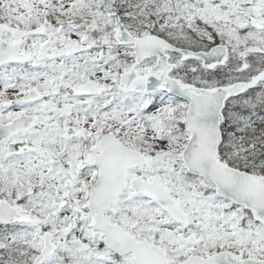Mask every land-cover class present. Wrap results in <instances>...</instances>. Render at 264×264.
<instances>
[{
  "label": "snow or ice",
  "instance_id": "6c2138e0",
  "mask_svg": "<svg viewBox=\"0 0 264 264\" xmlns=\"http://www.w3.org/2000/svg\"><path fill=\"white\" fill-rule=\"evenodd\" d=\"M0 264H264V0H0Z\"/></svg>",
  "mask_w": 264,
  "mask_h": 264
}]
</instances>
